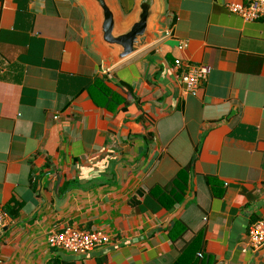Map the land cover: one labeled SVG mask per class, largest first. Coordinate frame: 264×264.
Masks as SVG:
<instances>
[{"label":"crops","instance_id":"crops-1","mask_svg":"<svg viewBox=\"0 0 264 264\" xmlns=\"http://www.w3.org/2000/svg\"><path fill=\"white\" fill-rule=\"evenodd\" d=\"M247 1L164 0L157 38L106 72L88 0H0L4 264H171L196 238L194 264H264L248 238L264 219V17L227 6ZM136 2L117 0L124 18ZM176 59L210 67L196 96ZM184 169L166 208L149 191ZM67 227L112 240L50 247Z\"/></svg>","mask_w":264,"mask_h":264},{"label":"built area","instance_id":"built-area-1","mask_svg":"<svg viewBox=\"0 0 264 264\" xmlns=\"http://www.w3.org/2000/svg\"><path fill=\"white\" fill-rule=\"evenodd\" d=\"M227 6L232 12L241 15L245 21H256L264 17V0H248L247 3H228ZM171 33V29L166 31V35H171ZM184 46H187L186 41L181 42V47ZM175 67L180 70V79L184 84L186 93L196 96L201 84L208 77L210 67L204 64L183 62L181 59L175 60ZM9 220V214L0 207V236ZM248 238L249 246L253 249H260L264 246V219L254 223L249 231ZM47 240L52 248L67 250L83 256L109 244L112 237L102 230H83L67 227L63 231L49 233ZM0 264H4L1 251Z\"/></svg>","mask_w":264,"mask_h":264},{"label":"water","instance_id":"water-1","mask_svg":"<svg viewBox=\"0 0 264 264\" xmlns=\"http://www.w3.org/2000/svg\"><path fill=\"white\" fill-rule=\"evenodd\" d=\"M95 13L94 37L106 53L108 71L157 38L154 24L164 10V0H137L126 18L117 0H88Z\"/></svg>","mask_w":264,"mask_h":264},{"label":"trees","instance_id":"trees-1","mask_svg":"<svg viewBox=\"0 0 264 264\" xmlns=\"http://www.w3.org/2000/svg\"><path fill=\"white\" fill-rule=\"evenodd\" d=\"M96 82L97 84L102 85V89H104L106 94L110 93L107 92L108 89L105 88V86L103 85L102 79L97 78ZM187 174H188V169H184L180 171L177 177L174 178L167 185L154 187L153 189H151L149 191L150 195L154 197L157 201H159L162 205H164V207L166 208L178 204L185 195V188L187 185ZM184 230H185L184 227L180 226L179 224H176V226L171 231V236L172 234H176L172 237V239L176 240L178 238H181L184 233ZM194 241H198V238L194 239L192 242L186 245V247H184L178 259L173 261L171 264H194L197 260H194L191 254V250L193 249H196V251L201 252V255H204L203 252L200 250L201 246L199 247L198 244L196 245Z\"/></svg>","mask_w":264,"mask_h":264}]
</instances>
